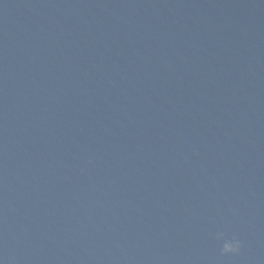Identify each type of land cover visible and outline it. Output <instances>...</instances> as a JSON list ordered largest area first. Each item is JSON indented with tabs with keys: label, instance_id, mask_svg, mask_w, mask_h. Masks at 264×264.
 <instances>
[{
	"label": "clouds",
	"instance_id": "clouds-1",
	"mask_svg": "<svg viewBox=\"0 0 264 264\" xmlns=\"http://www.w3.org/2000/svg\"><path fill=\"white\" fill-rule=\"evenodd\" d=\"M91 163V160L89 161ZM216 238L218 240H222V246H221V255L226 254H238L241 247L242 242L239 238L233 236L230 238H225V234L223 232L217 233Z\"/></svg>",
	"mask_w": 264,
	"mask_h": 264
}]
</instances>
